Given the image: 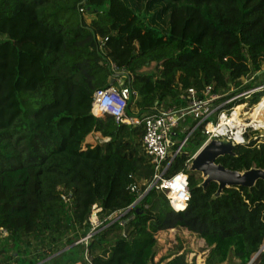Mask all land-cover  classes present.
Segmentation results:
<instances>
[{
	"label": "trees",
	"instance_id": "obj_1",
	"mask_svg": "<svg viewBox=\"0 0 264 264\" xmlns=\"http://www.w3.org/2000/svg\"><path fill=\"white\" fill-rule=\"evenodd\" d=\"M80 2L0 0V264H60L74 252L71 264H195L181 246L155 262V236L170 230L204 240L205 264H249L258 253L252 264H264V182L214 198L217 184L203 189L188 163L207 123L264 104V0H87L78 12ZM116 73L125 75L111 83ZM117 83L130 89V118L184 106L189 89L217 97L204 123L186 117L188 128L175 129L173 150L187 140L164 177L187 174L190 200L175 206L184 210L153 185L143 125L91 113L94 93ZM92 133L107 140L87 146ZM244 140L217 163L264 170V131ZM94 205L102 224L77 243Z\"/></svg>",
	"mask_w": 264,
	"mask_h": 264
},
{
	"label": "built area",
	"instance_id": "obj_2",
	"mask_svg": "<svg viewBox=\"0 0 264 264\" xmlns=\"http://www.w3.org/2000/svg\"><path fill=\"white\" fill-rule=\"evenodd\" d=\"M211 87H207L204 92L207 96V99H197V102H194V91L192 89L188 90L189 98L188 103L191 104H199L201 110L195 112V117L198 119L199 126L204 123L213 113L214 109H210V102H212L215 98L210 95ZM131 92L129 87H123L118 89L115 86H111L108 89L98 90L93 95L92 109L91 113L95 117H102L105 114H108L115 118L117 123H124L127 125H143L144 135H143V146L145 148L146 154L150 157L152 164L154 165L155 175H154V186L166 192V196L169 199L171 207L175 211H181L186 208L188 202L190 200V193L188 189V176L185 173H178L170 178H165L164 174L171 163V160L181 152L183 146L186 143L187 138L182 140L178 148L173 150V146L178 142L174 140L175 138V129H177L184 120L183 114L180 116L179 112L164 111V110H156L148 115H145L143 118H130L126 115L125 110L128 105V100ZM119 98V101H116V98ZM239 107V106H238ZM237 108V107H236ZM236 110V109H235ZM233 110V111H235ZM182 111V110H181ZM232 111V112H233ZM222 113L219 116L230 117L232 114ZM218 116V117H219ZM221 116V117H222ZM220 117V119H221ZM183 118V119H182ZM212 126L214 128L213 131H209L208 126ZM249 126L245 127L242 131L241 141L237 142L234 140V132L230 128L226 130L223 134L222 131L219 133L220 128V120L219 122H209L204 127V135L206 140L203 144L208 141L216 138H227L229 140L234 141L236 144H244V133L247 131ZM195 129V128H194ZM192 158L188 161L190 163ZM131 191H136V187L132 186ZM170 194L174 195V198H170ZM63 200L69 201V197L64 195ZM141 198V197H140ZM177 200L184 205V209L178 210L175 208L173 201ZM101 209L94 205L91 215L89 217L90 222V231L84 238L80 239L77 243L88 244L89 240L95 235L96 231L101 226L100 219L98 217ZM126 212H118L114 216H111V223L118 221L125 215ZM121 225H124L125 222H120ZM160 233V232H159ZM159 233L155 236L158 241ZM3 236H6V232H2ZM85 260L87 263H90L88 259V254L85 256ZM84 264V263H77Z\"/></svg>",
	"mask_w": 264,
	"mask_h": 264
},
{
	"label": "water",
	"instance_id": "obj_3",
	"mask_svg": "<svg viewBox=\"0 0 264 264\" xmlns=\"http://www.w3.org/2000/svg\"><path fill=\"white\" fill-rule=\"evenodd\" d=\"M87 0H82L77 5L78 12H81L80 7L86 4ZM80 22L82 23V16L80 17ZM93 39L96 40V34L93 30H91ZM125 73H116L113 75L111 79V83H113L117 78L124 76ZM131 98V94L129 96V100ZM262 119L264 121V112L262 114ZM250 127V126H249ZM254 130L263 129L261 128H253ZM237 144L229 140L227 138H216L208 141L207 143L203 144L200 150L195 154L192 158L191 162L189 163V171L198 172L201 174V178L203 182L200 186L203 189H206L207 185L210 182H215L218 186L217 191L214 195V198L219 197L226 188L231 187H246L248 189H252L256 186L258 181L264 182V170L251 168L249 170L239 171H232L221 164L217 163L219 158L225 156H234V148ZM140 196V195H139ZM261 250H264V245ZM259 253L251 260L249 264H252L257 259ZM172 258H168L164 260L161 264H167L171 261ZM149 264H154L153 258H150Z\"/></svg>",
	"mask_w": 264,
	"mask_h": 264
},
{
	"label": "rangeland",
	"instance_id": "obj_4",
	"mask_svg": "<svg viewBox=\"0 0 264 264\" xmlns=\"http://www.w3.org/2000/svg\"><path fill=\"white\" fill-rule=\"evenodd\" d=\"M85 16L88 17L87 15ZM115 86L119 87V83H117ZM197 101H198L197 99H194V102ZM235 109H234L235 111L232 112L230 118L234 117L238 124L242 125V123L243 124L249 123L255 117V113L253 112L255 108H252L250 110L245 105H242ZM200 110L201 107L198 103L197 104L187 103L184 106L172 108V112H179L180 116L183 114L184 120L181 121L183 123V127H181L183 128L182 129L183 131L187 129L189 126V124L185 123V118L186 117L192 118L193 116L195 117L194 115L195 112H198ZM221 116L218 117L217 122H219ZM178 128H180V126ZM258 130H263V129H258ZM198 150L199 148H196L193 150V152L191 151L190 157L193 158ZM178 246H181L182 248L180 254L183 252H187L186 259L189 263L195 262V264H205V258L208 254V250L205 247L204 240L197 238L195 235L191 234L187 230H180V231L170 230L166 232H160L158 238V251L155 257V262H158L160 258L167 255V253L170 250ZM78 258L80 259L79 256ZM76 259L77 258H75V252L71 254L68 253L60 260V264H71L75 262Z\"/></svg>",
	"mask_w": 264,
	"mask_h": 264
},
{
	"label": "bare ground",
	"instance_id": "obj_5",
	"mask_svg": "<svg viewBox=\"0 0 264 264\" xmlns=\"http://www.w3.org/2000/svg\"><path fill=\"white\" fill-rule=\"evenodd\" d=\"M253 112L255 113V117L249 123H246V124L242 123V125L238 124L234 117L230 118L231 115H230V117L222 116L220 119L219 133H220V131H222V133L224 134L226 132V130L228 128H230L234 132V135H235L234 140L237 142H240L242 131L244 130L245 127L250 126V127L256 128V129L264 127V121L262 119V114L264 112V104L261 107L254 109ZM208 129H209V131L214 130V128L210 125L208 126ZM170 198L171 199L174 198V195L170 194ZM173 204L175 206L183 205L181 202H178L175 199L173 201Z\"/></svg>",
	"mask_w": 264,
	"mask_h": 264
},
{
	"label": "crops",
	"instance_id": "obj_6",
	"mask_svg": "<svg viewBox=\"0 0 264 264\" xmlns=\"http://www.w3.org/2000/svg\"><path fill=\"white\" fill-rule=\"evenodd\" d=\"M98 140H107L103 139L102 136L99 133H92L90 134L85 141V145L87 146H95Z\"/></svg>",
	"mask_w": 264,
	"mask_h": 264
}]
</instances>
